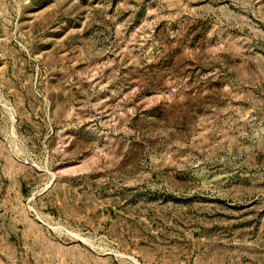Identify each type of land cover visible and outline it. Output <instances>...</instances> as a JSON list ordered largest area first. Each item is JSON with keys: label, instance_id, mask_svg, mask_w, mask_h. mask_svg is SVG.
I'll use <instances>...</instances> for the list:
<instances>
[{"label": "rangeland", "instance_id": "374dc122", "mask_svg": "<svg viewBox=\"0 0 264 264\" xmlns=\"http://www.w3.org/2000/svg\"><path fill=\"white\" fill-rule=\"evenodd\" d=\"M0 264H264V0H0Z\"/></svg>", "mask_w": 264, "mask_h": 264}]
</instances>
